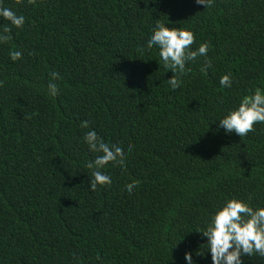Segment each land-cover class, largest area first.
Returning <instances> with one entry per match:
<instances>
[{"label": "trees", "instance_id": "16d2710c", "mask_svg": "<svg viewBox=\"0 0 264 264\" xmlns=\"http://www.w3.org/2000/svg\"><path fill=\"white\" fill-rule=\"evenodd\" d=\"M0 7L25 18L22 28L0 18V33L10 28L0 41V264H185L186 251L211 264L196 255L206 241L197 231L216 207L230 198L264 206V123L239 137L216 121L264 90V0ZM156 23L192 32L190 50L207 43V72L197 57L173 90V73L147 46ZM226 74L230 87L219 83ZM92 130L125 147L123 163L103 168L111 184L94 189Z\"/></svg>", "mask_w": 264, "mask_h": 264}, {"label": "clouds", "instance_id": "9594fccd", "mask_svg": "<svg viewBox=\"0 0 264 264\" xmlns=\"http://www.w3.org/2000/svg\"><path fill=\"white\" fill-rule=\"evenodd\" d=\"M203 7H210L212 0H195ZM0 18L10 22L16 28H22L25 23L23 15H17L12 9L0 7ZM9 27L0 33V41H7L10 37ZM194 43V35L187 30L179 28H168L165 23H156L150 32L147 46H156L159 50V57L167 71L173 73L168 79L169 86L175 90L181 84L180 75L184 74L186 63L195 61L197 57H205L201 71L206 73L211 66L207 60L209 45L202 43L196 50H190ZM21 53L16 51L12 59H19ZM53 79L58 73L51 74ZM230 74L223 75L219 83L223 87L231 86ZM48 95L55 97L58 88L55 83L48 84ZM218 127L224 130L225 134L235 133L239 137L246 136L253 131L254 124L264 123V90L256 89L251 96H245L234 109L228 110L218 120ZM85 126H87L85 124ZM84 142L90 151L101 153L94 161L87 164L92 169V181L90 187L95 188L97 184H111L112 178L105 174L103 168L109 162L123 163L125 160V147L122 144L110 145L101 142L97 133L92 130L84 136ZM131 144L127 149H131ZM138 186V181L125 185V191L129 194ZM199 232L206 238L204 249L197 251L196 255L203 257L205 253L210 256L211 264H243L244 257H264V206L253 207L246 200L230 198L218 205L209 216L202 231ZM185 264H196L193 254L186 251L183 255Z\"/></svg>", "mask_w": 264, "mask_h": 264}]
</instances>
